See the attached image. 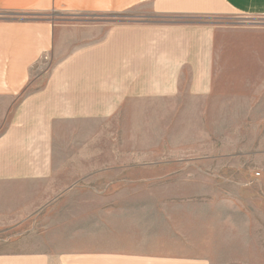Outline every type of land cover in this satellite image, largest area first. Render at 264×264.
<instances>
[{"label":"crops","instance_id":"crops-1","mask_svg":"<svg viewBox=\"0 0 264 264\" xmlns=\"http://www.w3.org/2000/svg\"><path fill=\"white\" fill-rule=\"evenodd\" d=\"M56 11L134 13L132 18L72 24L85 32L82 44L59 64L44 66L55 56L62 26H70L55 22L50 14ZM228 17L263 19L264 0H0V228L8 217H26L71 184L70 162L60 156V147L70 143L71 125L83 131L87 121L115 118L132 98L172 99L181 91L208 96L217 30L222 27L217 19ZM41 78V87L29 91ZM183 165L203 164L174 161L158 166ZM59 171L67 180H59ZM158 181L165 183L166 175ZM110 198L108 224L76 228L110 229L108 252L57 261L46 253H10L0 255V264H214L199 251L204 243L195 240L197 233L191 237L183 229L264 228L262 209L247 213L227 194L164 197L152 219L143 205L118 204L113 193ZM222 203L229 207L225 213ZM177 206L183 208L180 215L172 209ZM237 211L242 213L239 223L229 216ZM166 229L173 242L166 241Z\"/></svg>","mask_w":264,"mask_h":264},{"label":"rangeland","instance_id":"rangeland-1","mask_svg":"<svg viewBox=\"0 0 264 264\" xmlns=\"http://www.w3.org/2000/svg\"><path fill=\"white\" fill-rule=\"evenodd\" d=\"M133 13H51L55 22L70 26H62L55 56L46 59L44 66L59 64L82 44L85 32L72 24L132 18ZM217 20L222 27L216 35L210 94L181 91L172 99L132 98L119 109L117 119L87 121L83 131L71 125L70 143L60 147L62 160L70 162L71 184L26 217L5 219L0 228V255L46 253L57 261L95 250L108 252L110 229L76 228L108 224L112 193L118 204L143 205L151 219L157 218L164 197L183 198L201 191L227 194L240 201L247 213L253 214L255 207L262 209L264 225V18ZM44 80H36L38 85L29 91L41 87ZM174 161L203 165L158 166ZM175 170L179 173L173 174ZM164 175L166 182H159ZM189 176L192 181L187 180ZM58 178L67 180L63 171ZM122 179L137 181L122 183ZM225 205L219 204L222 213L229 208ZM183 208L172 209L180 215ZM241 215L238 211L229 214L236 223L242 221ZM152 224L156 225V219ZM184 230L191 237L197 233L195 240L204 243L199 251L214 264H264V228ZM170 231L166 229V241L173 242Z\"/></svg>","mask_w":264,"mask_h":264}]
</instances>
